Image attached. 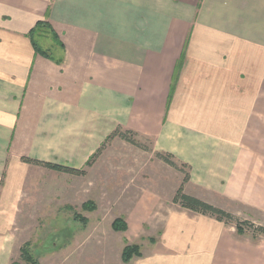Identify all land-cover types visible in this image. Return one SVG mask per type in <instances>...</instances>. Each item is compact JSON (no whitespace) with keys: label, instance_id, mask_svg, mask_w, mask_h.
Segmentation results:
<instances>
[{"label":"crops","instance_id":"1","mask_svg":"<svg viewBox=\"0 0 264 264\" xmlns=\"http://www.w3.org/2000/svg\"><path fill=\"white\" fill-rule=\"evenodd\" d=\"M119 126L264 226V0H0V264L37 168L23 158L82 170ZM143 198L124 215L132 238L159 206ZM199 216L133 264H264V240L244 251Z\"/></svg>","mask_w":264,"mask_h":264},{"label":"rangeland","instance_id":"2","mask_svg":"<svg viewBox=\"0 0 264 264\" xmlns=\"http://www.w3.org/2000/svg\"><path fill=\"white\" fill-rule=\"evenodd\" d=\"M133 132L136 135L131 138L136 145L113 139L90 166L85 165L83 175L57 173L39 166L29 172L30 186L25 187L16 219L10 264H133L135 259L154 252V244L162 241L170 224L185 227L183 232L192 223L205 225L199 214L173 203L188 170L175 160L178 167L167 164L154 150L152 138ZM184 190L202 199L212 197L216 206L235 218L253 221L248 207L204 194L188 183ZM140 194L146 202L158 197L159 206L155 217L150 216L152 208H145L147 217L141 232L132 238L134 226L127 233L128 229L116 231L113 225L117 220L127 224L124 215ZM224 225L228 236L234 231L235 239L241 242L238 247L244 251L264 240V236L254 237L251 231L239 235L234 223ZM133 245L140 248L141 256L124 262L125 248ZM25 252L32 263L25 259Z\"/></svg>","mask_w":264,"mask_h":264},{"label":"trees","instance_id":"3","mask_svg":"<svg viewBox=\"0 0 264 264\" xmlns=\"http://www.w3.org/2000/svg\"><path fill=\"white\" fill-rule=\"evenodd\" d=\"M48 29H49L48 23L40 22L37 24V26L32 31L33 45H34L36 51L39 52L40 54H43V55H48V52L45 51L39 45L38 40L40 38H43V37L47 38ZM34 35L37 37L38 40H34ZM52 35H53L54 41H57V37L54 34H52ZM132 135H136V133H134L131 130H123V128L119 126L106 139V141L103 143L101 148L90 158V160L87 162L86 165L90 166L92 164V162L101 154V152L103 151L106 144L115 138H121V139H123V140H125V141H127L133 145H136L137 143L135 142V140H133L131 138ZM159 156H161L162 159L165 160V162L167 164H169L173 167H178L176 165V163L174 162V157L172 155L159 153ZM23 161L28 163V164L43 167V168H46L48 170H51V171H54L57 173H64V174L76 175V176H80V175L84 174L83 170H77V169L61 166L58 164L42 162V161L33 160V159H29V158H23ZM181 165L183 168H186L188 170V173L184 179L183 185L179 188V190L177 191L176 195L173 198L174 204L179 205L181 208L188 210L190 212L213 218L216 221L221 222V223H226V224L234 223L236 231L239 235H244L247 233V231H251L253 233L254 237H257L258 235L264 236V226H258L256 224H254L253 222L247 221V220L241 221V220L235 218L231 213H229V212H227V211H225L219 207L211 205V204H209L203 200H200L194 196L187 194L184 190V185L190 181V168L186 164H181ZM113 227L116 231H123V232L127 231V229H128V226L124 220L115 221ZM23 254H24L25 259L29 263L30 262L32 263L31 256L26 252ZM134 256H136V257L141 256L140 248L137 245L127 246L123 252L124 262H129Z\"/></svg>","mask_w":264,"mask_h":264}]
</instances>
